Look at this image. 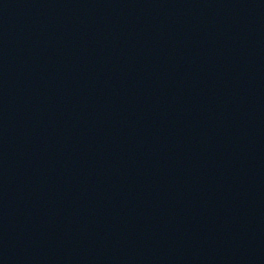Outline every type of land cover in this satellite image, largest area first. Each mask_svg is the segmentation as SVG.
<instances>
[{
  "label": "water",
  "instance_id": "water-1",
  "mask_svg": "<svg viewBox=\"0 0 264 264\" xmlns=\"http://www.w3.org/2000/svg\"><path fill=\"white\" fill-rule=\"evenodd\" d=\"M0 264H264V26L0 0Z\"/></svg>",
  "mask_w": 264,
  "mask_h": 264
}]
</instances>
